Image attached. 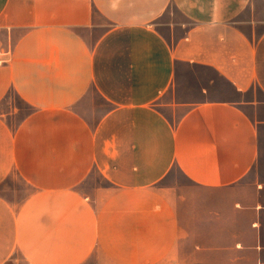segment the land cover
<instances>
[{"label":"crops","instance_id":"0c3cea01","mask_svg":"<svg viewBox=\"0 0 264 264\" xmlns=\"http://www.w3.org/2000/svg\"><path fill=\"white\" fill-rule=\"evenodd\" d=\"M262 25L261 0H0V264H264V97L176 96L180 64L264 95Z\"/></svg>","mask_w":264,"mask_h":264},{"label":"rangeland","instance_id":"374dc122","mask_svg":"<svg viewBox=\"0 0 264 264\" xmlns=\"http://www.w3.org/2000/svg\"><path fill=\"white\" fill-rule=\"evenodd\" d=\"M261 12L264 13V0H261ZM263 29L264 25L259 27L257 32L259 33L263 31ZM176 96L178 100L183 102H199L205 100L236 101L244 98L256 97L262 99L264 97L262 91L257 86H253L251 91L246 96H243L239 94L234 87L216 70L209 67L189 64H180L177 66ZM10 106L20 108L19 114L13 119L15 122L17 119L23 117L30 111L29 106L22 99H20L15 92H11L9 95L5 108H10ZM254 175L255 174L252 173L246 179V182H252L254 180ZM94 179L101 181V178L97 174L94 175ZM13 180L17 187H24L23 183L19 181L18 178H14ZM13 180H11V182H13ZM163 183L176 188L178 192L193 193V198L199 200H196L195 202L191 201L190 204L193 205L195 203L197 208L204 209L203 205L206 202L202 201L201 198H203V194L209 191L205 188L194 187L191 181L178 168H174ZM241 192L252 193L253 185L245 187V189H242Z\"/></svg>","mask_w":264,"mask_h":264},{"label":"built area","instance_id":"2783aa9c","mask_svg":"<svg viewBox=\"0 0 264 264\" xmlns=\"http://www.w3.org/2000/svg\"><path fill=\"white\" fill-rule=\"evenodd\" d=\"M4 61L0 59V64H2Z\"/></svg>","mask_w":264,"mask_h":264}]
</instances>
